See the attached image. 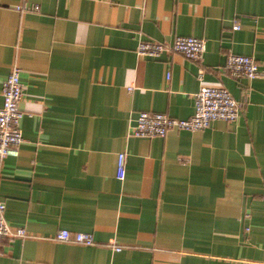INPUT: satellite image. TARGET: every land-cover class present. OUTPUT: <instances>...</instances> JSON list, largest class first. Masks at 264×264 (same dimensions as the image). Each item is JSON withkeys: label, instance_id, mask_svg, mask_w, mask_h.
Segmentation results:
<instances>
[{"label": "crops", "instance_id": "0c3cea01", "mask_svg": "<svg viewBox=\"0 0 264 264\" xmlns=\"http://www.w3.org/2000/svg\"><path fill=\"white\" fill-rule=\"evenodd\" d=\"M178 35L206 39L201 60L137 51ZM230 52L261 73L232 76ZM15 66L24 140L0 159V200L26 234L0 264H264V0H0V106ZM202 82L232 93L237 120L131 134L142 111L192 116Z\"/></svg>", "mask_w": 264, "mask_h": 264}, {"label": "built area", "instance_id": "2783aa9c", "mask_svg": "<svg viewBox=\"0 0 264 264\" xmlns=\"http://www.w3.org/2000/svg\"><path fill=\"white\" fill-rule=\"evenodd\" d=\"M20 11L40 9L39 3H22L17 5ZM235 27L239 28V21H235ZM206 50V39L197 36L178 35L171 42H159L142 40L138 44L137 51L141 55L158 56L163 52H180L186 57L201 60ZM225 69L234 77H246L253 79L261 73L260 63L250 55L230 52L227 56ZM204 69H200L199 78L204 79ZM170 77V74H169ZM24 85L21 80V72L18 66L7 75L2 85L3 104L0 106V159L7 155H19L20 146L24 140L21 120L23 110L21 101ZM241 103L223 85L202 82L196 93L195 113L189 118H177L165 112L142 111L139 113L136 123L131 128L134 136H166L171 129L201 130L209 127L214 120L223 119L235 121L241 113ZM127 153L118 155V177L123 179L126 174ZM6 204L0 200V255L6 239L17 236H25L24 228L13 229L5 217ZM57 239L63 241H75L82 244H94L92 233L72 232L61 230ZM122 247L117 246L120 250Z\"/></svg>", "mask_w": 264, "mask_h": 264}]
</instances>
